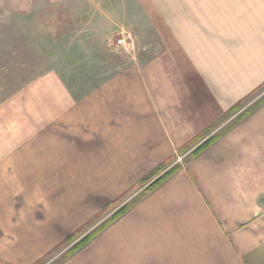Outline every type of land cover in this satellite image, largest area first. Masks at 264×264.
I'll list each match as a JSON object with an SVG mask.
<instances>
[{
	"label": "crops",
	"instance_id": "crops-1",
	"mask_svg": "<svg viewBox=\"0 0 264 264\" xmlns=\"http://www.w3.org/2000/svg\"><path fill=\"white\" fill-rule=\"evenodd\" d=\"M208 5L170 0L169 27L158 32L163 49L145 60L132 56L85 93L72 92L54 70L14 93L10 108L23 109L10 115L20 128L0 114V175L9 165L16 179L25 165L48 179L58 166L61 180L113 199L168 164L264 82V11H249L264 0H234L235 18ZM34 125L41 137L32 135ZM19 140L26 147L18 149ZM263 196L259 111L95 235L84 245L89 255L78 259L82 247L63 264H264Z\"/></svg>",
	"mask_w": 264,
	"mask_h": 264
},
{
	"label": "rangeland",
	"instance_id": "rangeland-1",
	"mask_svg": "<svg viewBox=\"0 0 264 264\" xmlns=\"http://www.w3.org/2000/svg\"><path fill=\"white\" fill-rule=\"evenodd\" d=\"M259 5L249 11L257 9L261 14L264 6ZM207 8L234 18L240 12L234 0H209ZM170 12V0H0L3 124L20 128V119L10 115L23 109L10 108L13 94L47 70L57 72L72 92L82 94L116 73L132 56L145 60L161 51L158 32L168 29ZM263 95L264 85H259L240 100L237 111L222 115L200 139L175 153L167 168L191 158V151L211 135H224L263 112L264 103L237 120ZM34 126L32 135L41 137L40 125ZM19 141L18 149L26 147V140ZM12 168L6 166V174L0 175V258L6 264H63L71 257H65V252L76 241L123 204L137 200L145 187L135 183L117 198L104 199L89 196L78 182L61 180L58 166L50 167L48 179L36 166L31 170L32 166L22 165L17 167L16 179L10 180ZM70 234L73 239L66 240ZM76 253L78 259L85 258L89 246Z\"/></svg>",
	"mask_w": 264,
	"mask_h": 264
},
{
	"label": "trees",
	"instance_id": "trees-1",
	"mask_svg": "<svg viewBox=\"0 0 264 264\" xmlns=\"http://www.w3.org/2000/svg\"><path fill=\"white\" fill-rule=\"evenodd\" d=\"M264 85V82L261 84V86ZM242 101V100H241ZM241 101H238L234 105H232L226 113H233L237 111L240 107ZM264 103V95L257 100L254 104L250 105L248 108H246L244 111H242L238 116L237 120L243 119L245 116H247L250 112H252L254 109H256L258 106ZM203 132L197 134L189 143H187L184 147L181 149L187 148V146L193 144L195 141L200 139L203 136ZM218 134L211 135L210 137L203 140L201 143H199L192 151L191 155H197L204 149H206L208 146H210L214 140L218 138ZM179 168V165H172L167 168V162L160 163L153 167L151 170H149L147 173H145L137 182L138 185H144V189L142 191V194L137 197V200L154 189L156 186H158L160 183H162L164 180H166L169 176H171L174 172L177 171ZM137 200L128 202L123 204L120 208H118L115 212L112 213L110 217H108L106 220L101 222L99 225H97L94 229H92L90 232H88L85 236L81 237L78 241H76L66 252L65 257H68L72 255L75 251L82 248L84 245H86L95 235H97L101 230H103L106 226H108L110 223H112L115 219H117L122 213H124L129 207H131ZM73 235H68L66 237V240H72Z\"/></svg>",
	"mask_w": 264,
	"mask_h": 264
},
{
	"label": "built area",
	"instance_id": "built-area-1",
	"mask_svg": "<svg viewBox=\"0 0 264 264\" xmlns=\"http://www.w3.org/2000/svg\"><path fill=\"white\" fill-rule=\"evenodd\" d=\"M123 42H124V38L123 37L118 39V43L122 44Z\"/></svg>",
	"mask_w": 264,
	"mask_h": 264
}]
</instances>
